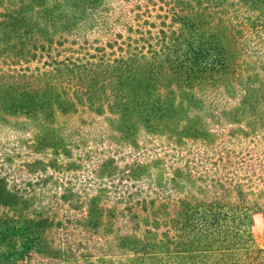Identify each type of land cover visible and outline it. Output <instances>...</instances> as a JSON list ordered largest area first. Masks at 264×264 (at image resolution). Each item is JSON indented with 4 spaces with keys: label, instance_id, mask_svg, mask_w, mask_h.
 Listing matches in <instances>:
<instances>
[{
    "label": "trees",
    "instance_id": "obj_1",
    "mask_svg": "<svg viewBox=\"0 0 264 264\" xmlns=\"http://www.w3.org/2000/svg\"><path fill=\"white\" fill-rule=\"evenodd\" d=\"M120 4L0 0V264H264V0Z\"/></svg>",
    "mask_w": 264,
    "mask_h": 264
},
{
    "label": "rangeland",
    "instance_id": "obj_2",
    "mask_svg": "<svg viewBox=\"0 0 264 264\" xmlns=\"http://www.w3.org/2000/svg\"><path fill=\"white\" fill-rule=\"evenodd\" d=\"M119 0H107V7H105L103 12V18L97 21V26L102 28L100 30V37L103 39L108 38L110 33H120L124 36H128L124 29L127 28L132 23V17L125 7V4L117 5ZM264 7H261L259 11L255 14H252V20L245 21L241 24H234L223 30L221 35L227 33L226 31L231 32L230 35H224V37L229 41L232 39L233 41H238L242 46H240L238 50L239 56L243 53H246L245 50L251 49L254 44L258 43L264 46ZM107 12V13H106ZM100 13V12H99ZM109 15V16H108ZM108 16V17H107ZM106 17V19H105ZM101 21V22H100ZM145 22L142 23L143 30H147V26H145ZM201 33L205 32L204 28ZM125 37V38H126ZM30 39L33 36H20L18 33H0V41L6 42L8 40H19V39ZM258 49V48H257ZM261 55V51L255 53V56ZM185 97V96H184ZM187 104H190L189 98H187ZM3 138V137H2ZM4 142L0 140V146L3 145ZM5 144V143H4ZM0 147V152L3 153ZM1 162V161H0ZM1 169V166H0ZM250 229L252 235L254 237L255 242L257 245L262 249L264 248L263 243V230H264V214L256 213L251 216V224Z\"/></svg>",
    "mask_w": 264,
    "mask_h": 264
}]
</instances>
